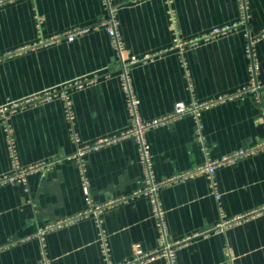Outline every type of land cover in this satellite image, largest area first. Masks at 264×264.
Segmentation results:
<instances>
[{
  "label": "crops",
  "instance_id": "obj_1",
  "mask_svg": "<svg viewBox=\"0 0 264 264\" xmlns=\"http://www.w3.org/2000/svg\"><path fill=\"white\" fill-rule=\"evenodd\" d=\"M171 1L183 39L240 20L238 0ZM110 2L116 8L123 57L151 55L129 68L142 120L166 114L176 101L235 93L255 80L260 92L247 90L203 109L199 120L211 158L264 140V0H246L244 22L181 51L173 46L167 0ZM106 15L102 0L0 3V106L97 73L93 82L69 89L80 142L127 129L131 120L119 85V55L103 27L71 41L38 43ZM250 40L255 75L246 53ZM10 122L21 164L54 162L29 174L26 185L0 184V264H120L131 256L134 243L152 251L188 236L175 246L174 264H264V149L219 166L212 178L199 172L160 186L157 204L148 193L132 196L145 187L133 137L91 150L85 159L93 201L131 198L48 230L41 240L39 227L87 206L77 165L67 158L76 144L59 98L18 108ZM195 127L194 115L187 113L145 132L157 181L204 161ZM10 169L0 124V176ZM167 262V257L156 256L133 264Z\"/></svg>",
  "mask_w": 264,
  "mask_h": 264
},
{
  "label": "built area",
  "instance_id": "obj_2",
  "mask_svg": "<svg viewBox=\"0 0 264 264\" xmlns=\"http://www.w3.org/2000/svg\"><path fill=\"white\" fill-rule=\"evenodd\" d=\"M3 1L4 0H0V3H2ZM131 1L137 2L139 0H131ZM102 2L107 10V15L105 17L101 18L97 22L91 25H88V26H75L70 29L62 30L50 37L41 38L38 43L40 45L49 44L54 41H60L62 39L71 41L75 37L82 35L88 32L89 30H92V29L95 30V29L103 27L105 31L107 32L113 47L115 48V50L117 51V54L119 55V63H118L119 85L124 93L126 108L130 115L131 121H130L129 127L119 133L101 136L91 143L82 144L80 142L79 135L77 134L74 128V110L72 106V99H71L69 89L72 86L79 88V87H82L86 84L93 82L95 78L97 77V73H93L90 76H82L80 78H76L74 80H70V81L64 82L59 85L50 86L48 88L35 92L34 94L26 96L24 98L17 99V100H9L0 106V124L5 133L6 150H7L8 158L10 160V166H11V169L8 173H5L0 176V184L6 183V182L19 181L23 183L24 185H26L29 174L42 170V169L47 170L48 168L52 166L54 160L48 161V162L34 163L30 165L21 164L19 153H18L17 146H16L14 130L10 122V116L18 108L24 107L31 103H40V102L50 101L54 98H59L63 101L64 116L69 124L70 137H71V140L76 144V148L74 152L68 155L67 158L73 159L77 165L78 172L80 175L81 188L85 195L87 206L84 210L79 211L74 215H70L64 218H59L53 222H49L45 224L44 226L39 227L37 230V235L40 237L41 240H43L44 235L48 230H52L59 226H63L65 224L70 223L73 220H76L77 218L86 216L91 213H95L96 215H99L104 210L105 207L111 206L113 204H121L127 201L129 198H131V195L129 196L126 195V196L115 198L113 200H109L101 204L95 203L93 201L92 196L90 194V189H89V179L87 176V165H86V159H85L86 153L91 150L98 149L102 146L115 142L121 138L133 137L138 145L139 161H140L142 171H143L145 187L141 191L133 192L132 196L134 195L137 196L141 193H148L151 195L152 202L157 204V198L155 194L157 192V189L160 186L170 181L181 179L191 174L199 173V172H205L208 174L210 178H212L214 176L216 169L219 166L229 161L235 160L237 158L246 156L254 152L255 150L264 149V140H261L253 147H249V146L239 147V148H236L235 150H232L231 152L227 154L220 156L219 158H211L208 156L207 146L203 143L202 124L199 120V113L203 109L209 108L210 106L222 103L226 100H229L247 90H258L260 92L261 91L260 86L255 82V80L247 87H243L235 93H224L216 97L209 98L206 100H201V101L192 99L188 103H185L183 101H176L172 109L166 114H163L151 120H142L139 115L138 100H137V97H136V94H135V91L132 85V81L130 78L129 68L131 65L139 61L145 60L147 57H150L151 55L150 56L145 55L142 58L131 56L127 60L123 57V53H122L123 41H122L120 29H119V21L116 15V8L112 6L110 0H102ZM171 2H172L171 0H167L168 22L172 30V33H173V46L177 47L180 51L185 46L193 45L197 43V41L200 39H210L212 37H215L216 35L225 33L231 30L239 22H244L246 20V15H247L246 14V8H247L246 0H238L239 12H240L239 21L233 22L232 24H224L221 26H215L209 31L203 32L202 34L198 36H194L188 39H183L179 35L177 14ZM36 18H37V26L39 28L41 24V18L39 16H37ZM252 44H253V41L250 40V42H248V45L246 47V53L248 54V56H250L249 69L252 72V74L255 75L256 70H257V60L254 56ZM20 49H23V48H20ZM187 113H192L196 120L195 136L201 143V148L205 154V159L201 164H199L198 166L190 170L181 172L177 174L176 176H173L169 179L157 181L154 178V174H153L152 161H151L150 152H149V143L147 142L144 134L150 128H153V127H156L162 124H169ZM157 214L159 217H161L159 209H158ZM158 224L160 225L163 235H164L165 230H164V224L162 222V219H160V222ZM190 237L191 236H188L182 240H176L174 243L165 242V244L162 247L157 248L152 251L144 250V248L141 246L140 243H134L132 246L131 256L125 262H122L120 264H133L137 262H143L145 260L152 259L156 256L167 257V261H168L167 263L174 264L175 246L180 244L182 241L189 240ZM44 264H48V261H44Z\"/></svg>",
  "mask_w": 264,
  "mask_h": 264
}]
</instances>
